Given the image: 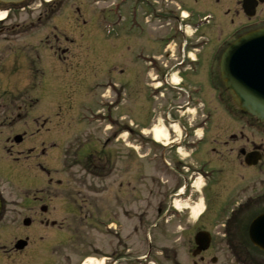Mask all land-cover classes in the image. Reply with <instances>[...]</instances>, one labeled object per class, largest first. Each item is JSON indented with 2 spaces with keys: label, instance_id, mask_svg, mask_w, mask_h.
<instances>
[{
  "label": "rangeland",
  "instance_id": "obj_1",
  "mask_svg": "<svg viewBox=\"0 0 264 264\" xmlns=\"http://www.w3.org/2000/svg\"><path fill=\"white\" fill-rule=\"evenodd\" d=\"M42 1L44 2V0ZM54 2L59 5L56 12L52 13L51 7H45V13L47 11L51 13L49 17L45 14V28L36 25L35 12L32 13L28 9L17 10L18 12L13 13L8 21L3 22L4 24L0 23V28L5 31L7 36V40L0 38L2 46L13 47L11 50L15 49V45L16 48L18 47L10 53H7L8 50H4V52L0 49L3 60L7 64L0 73L2 119L5 117L4 114L11 111L9 106L12 105V101L22 99L20 98L22 95L24 99H27V94L32 99L34 98L33 104L29 102L27 109H22L17 124L2 123L0 147H3L4 138L10 132L27 131V146L45 141L48 155L46 154L45 158L38 162L50 173H53L54 179L63 180L65 184L69 182L73 194L77 195V192L81 191L82 197L88 198L87 204L90 207L86 211L91 210L97 213L99 227H102L101 220L107 221L106 213L111 212L108 219L113 221L116 227L123 229L126 243L128 242L127 237L131 235L134 228H141L140 230L144 231H141L142 237L146 233L145 250L142 246H135L134 249L131 248V253L134 255L143 256L147 253L148 246L152 245V254L148 262L193 264L190 247L193 245L195 231L189 230V227L193 226L192 223L189 224L190 218L186 222L183 218L180 220L167 218L169 215L167 213H165V217L161 218L153 214L154 207L160 201L157 199L159 186L165 185L167 190L173 189L175 185L173 183L175 182L174 172L169 168H159L160 158H156L159 149L152 144H149L145 147V151L140 153L124 144L126 136L123 130L126 125L128 126V120L145 127L146 133H150L152 128L162 124L157 112L159 104L155 100H148L147 85L150 81L148 73L144 74L145 64L141 60L135 59L139 50H143L142 48L146 54H149L154 39L150 40V37L139 36L137 33L130 34V31H128L129 34H125L127 37L119 40L110 39L111 41H108L107 37L104 38L100 29L103 21L106 22L105 19L109 18L111 22H114L117 15L115 10L122 9L123 13L130 9L133 10L134 5L129 1L126 6L122 0H93V3L91 0H56ZM77 8L80 9L81 18L76 14ZM142 12L144 11L141 9L140 11L137 9L135 12L140 25H142V18H139V13ZM209 12L218 16L215 10L209 9ZM215 22L212 23L214 25L210 29L204 27L199 32V35L205 34L204 36L210 40L211 53L219 47V41L232 35L239 24L236 23L233 27L229 21L225 24L219 21L215 24ZM17 25L22 26L19 32L27 31L19 35ZM122 25L125 26V23ZM55 27H57V31H54ZM148 27L146 29L150 30V26ZM60 33L63 35L55 37ZM212 34H214L215 40L212 39ZM151 36L155 37L157 34L152 33ZM8 38L15 40L12 42ZM44 38L45 44L44 42L40 44V39ZM199 39L203 41L201 37ZM27 43L30 45L26 46ZM55 54L61 58V61ZM146 54L144 53L143 57L147 62L149 59ZM20 57H22L20 62L25 61L28 57L29 65L27 66L26 62H18L15 69V63ZM208 60L211 61L210 56ZM65 61H69V66H67L68 63H63ZM99 66L104 70L96 73L94 68L98 69ZM109 67L114 68L115 72L108 69ZM43 68L45 73L43 83L36 93L35 85L40 82L43 76ZM107 78H110L112 84L116 85V87L112 86L110 90L112 101L108 100V103L101 100L102 95L107 96V86H109L105 85L108 83ZM204 89L203 96L207 102V107L204 108L205 112L210 109L215 113L211 122L212 131L238 130L239 125L230 118L228 113H221L222 108L217 104L218 94L212 90L211 86H204ZM35 93L39 104L34 103ZM90 109L94 115H97V117L93 116L92 122H89L82 114V111ZM175 111L173 110L172 114L178 116ZM15 113L19 115L20 112L16 111ZM37 117H39V125L45 121L46 127L43 136H32L37 130L32 120ZM191 123L194 127L195 122L191 121ZM242 126L244 124L241 120ZM178 135L172 134L173 141H177V143L166 150L165 158L169 160V163L174 150L171 147L177 146L185 138L184 135L181 138ZM104 143L107 147L102 153ZM52 146L55 148L52 149ZM180 149L181 147H178L177 152ZM90 153L94 157L90 158ZM0 154V193L5 199H8L10 194L12 199L20 195L16 187V180L41 179L42 175L36 168V162H31L29 166L25 167L26 176L24 178L17 179L15 177L17 173L6 167L4 153L0 152ZM93 164H96L97 168ZM94 175H98L100 178L95 179ZM167 182L169 183L166 184ZM118 201H123L122 204L127 206L128 215L120 214ZM193 210L192 214L198 211ZM11 215H9L11 216L10 220L15 218L17 222H12V225L2 223L0 228L15 227L19 220L25 216V213L22 218L17 213ZM126 216L129 218L126 219ZM155 223L158 224V227H154ZM99 227L97 226V230L91 233L90 229H85L86 233L84 232V235L87 236L85 241L93 242L96 249L101 250L97 256L106 252L105 249H102L105 245L103 241L106 238L100 233L101 228ZM211 230L213 240L220 239L221 236L217 234L219 230L215 228H211ZM86 250L90 251L88 245H86ZM249 251L251 257L264 258V253L256 249L250 248ZM238 253L228 249L220 251L215 247L208 254L205 264H211L212 257L217 258V264L249 263L245 258L246 251L241 252V255ZM54 255L57 256L54 259L59 262L60 253L55 252ZM74 259L77 260L78 257H74ZM130 263L139 262L134 260Z\"/></svg>",
  "mask_w": 264,
  "mask_h": 264
},
{
  "label": "flooded vegetation",
  "instance_id": "obj_2",
  "mask_svg": "<svg viewBox=\"0 0 264 264\" xmlns=\"http://www.w3.org/2000/svg\"><path fill=\"white\" fill-rule=\"evenodd\" d=\"M128 1L134 7L133 10L130 9L124 14L125 22L131 18V11L143 10L142 16L139 13L143 26L139 24L141 30H138L137 34L145 37L151 36L152 31L159 32L160 36L155 39V42L161 43V54L165 55L166 59L174 58L173 62L175 63L170 64L168 69L160 74V79L165 84L168 83L167 78L172 74L181 76L182 85L172 88L176 99L180 100L176 109L184 110L185 113L184 106L193 105L195 99L198 98L193 96L194 90L201 93L199 97L201 96L204 102V86H212L219 91L217 104L222 108L221 113H225L226 108L232 107L230 112L233 114L230 118L239 125L236 131H212L211 113L206 116L204 112L202 113V120L196 122L194 129L198 130L201 124H204L208 131L198 140L199 148L191 155L180 156L177 152L178 146L171 147L174 148L173 156H171L173 162L171 169L175 175V182H173L175 185L171 190L170 188L167 190L165 185L159 186L157 199L160 201L154 207L153 214L160 217L165 213L170 214L172 212L171 202L178 198L185 203L191 188L192 198L187 202V205L189 208H196L201 204L203 212L200 220L196 225L190 226L189 230H194L196 234L202 231H212L211 228H215L219 230L217 234L221 236L220 239L211 242L207 252L197 256L198 263H206L209 252L216 247L220 251L225 249L233 252L246 251V255L250 257L249 263L234 264H264V258L251 257L249 252L250 248L257 249L249 239L252 222L264 216V124L252 116L242 114L232 105L220 80L219 70L215 68L210 70L209 68L207 59L209 52L202 45L198 49L195 48L201 41L200 37L187 39L183 31L187 27L193 28L196 24H201L202 19L198 17L212 15L213 20L216 21L215 24L217 21L223 24L229 21L234 27L236 23H239L235 28L233 38L237 39L246 33L264 28V0H125V6ZM24 6V8L13 6L12 12L27 9L32 13L35 12L36 25L45 27V7H50V5L46 4L45 0L44 2L42 0H27ZM57 7L59 5L54 3L53 8ZM207 8L217 11L218 16L209 12ZM182 12H187L189 18L183 20ZM106 20L111 23L109 18ZM146 24H150V30L146 29L149 28L145 27ZM125 26V33L127 31L129 34L127 24ZM16 28L18 33L22 26L17 25ZM178 28L180 31H175ZM2 37L7 40L5 31L0 28V38ZM55 37L58 36L55 35ZM201 38L208 40L207 37ZM8 39L14 41V39ZM212 39L215 40L214 34H212ZM233 39L228 42L226 39L219 41L222 44V50H225ZM176 41L178 42L177 47L179 46L182 50L181 54L170 48L171 44ZM42 42L45 44V38L42 39ZM209 46H211V42ZM1 47L0 42V49ZM189 52L197 53L195 64L187 61L186 57ZM27 59L29 60L27 57L22 62H26L28 66ZM58 59L61 58L58 57ZM20 61L19 59L16 61L15 69ZM5 66L0 51V73L5 69ZM40 85L42 86V82H39L35 87H40ZM27 97L24 99L22 95L20 97L22 99L12 101L14 107L9 106L11 111L4 114L3 119L1 113L3 105L0 102V128L3 122L13 125L19 122L18 117L21 115L22 109H27L29 102L33 104L34 101V98L32 99L28 94ZM34 103H39L38 97H35ZM16 111L20 112L19 115L15 113ZM179 112L175 111L176 114ZM241 120L244 124L242 127ZM32 123L37 128L32 136H43L46 127L45 121L39 125V117H37L32 120ZM194 132L195 130L188 133L186 141L181 143L182 146L189 148L197 141L193 138ZM26 134L27 131L10 132L4 138L5 143L3 147H0V152L5 155L6 167L17 173L15 174L17 179L26 176L25 167L29 166L31 162H36V168L39 169L42 177L34 180H14L20 195L13 199L11 194L8 199H5L0 193L3 205L0 213V225L2 223L12 225V222L16 223L17 219L10 220L11 214L17 213L22 218L25 213V216L19 220L15 227L0 228V264H146L152 254V245L148 246V251L143 256L131 253V248L134 249L135 246H142L145 250L146 233L142 237L141 231H144L140 230L141 228H134L131 235L127 237L128 242L126 243L123 229L116 227L114 222L108 219L111 212L106 213L107 221L101 220L102 227H99L97 213L91 210L86 211L90 207L87 204L88 198H83L81 191L75 190L77 195L73 194L69 182L65 184L63 180L54 179L53 173H50L38 162L40 159L42 161L47 154L45 141L27 146L28 137ZM41 139L44 138L41 137ZM54 148L52 146V149ZM164 150L160 148L159 153L162 154ZM165 164L166 159L162 157L159 168H166ZM93 165L97 168L96 164ZM199 179L203 181L200 190L196 189L193 184V181ZM75 184L78 183L75 182ZM118 202L120 214L128 215L127 206L122 204L123 201ZM190 214V211L185 212L186 222ZM125 218H129V216ZM83 226L90 227L84 228ZM97 226L101 228L100 233L106 238L102 248L106 252L98 256L97 254L101 250H97L93 242L87 243L85 241L87 236L84 235L85 229H90L91 233L97 230ZM256 233L259 234L262 231L257 230ZM86 245L91 252L86 250ZM195 249V245L190 247L191 255ZM55 252L60 253L59 262L54 259L57 257L54 255ZM74 257H78V259L75 260ZM134 260L139 263H130ZM246 260L248 261V259Z\"/></svg>",
  "mask_w": 264,
  "mask_h": 264
},
{
  "label": "water",
  "instance_id": "obj_3",
  "mask_svg": "<svg viewBox=\"0 0 264 264\" xmlns=\"http://www.w3.org/2000/svg\"><path fill=\"white\" fill-rule=\"evenodd\" d=\"M25 0H0L6 4H18ZM222 81L241 111L264 123V30L247 34L233 43L223 54L220 64ZM2 203L0 200V210ZM262 233L257 234L256 231ZM251 241L264 251V216L252 224ZM211 239L207 233L199 234L198 252L209 248Z\"/></svg>",
  "mask_w": 264,
  "mask_h": 264
},
{
  "label": "bare ground",
  "instance_id": "obj_4",
  "mask_svg": "<svg viewBox=\"0 0 264 264\" xmlns=\"http://www.w3.org/2000/svg\"><path fill=\"white\" fill-rule=\"evenodd\" d=\"M47 1H52V0H47ZM5 15H6L5 13L0 12V21L5 18ZM173 81L177 83L178 79L174 77ZM173 127L175 128V131H178L177 126H173ZM152 133L154 134L155 140L157 142H161V140L168 141L169 133L164 126L159 125L155 127ZM200 212L201 210L196 211L194 217H197Z\"/></svg>",
  "mask_w": 264,
  "mask_h": 264
}]
</instances>
